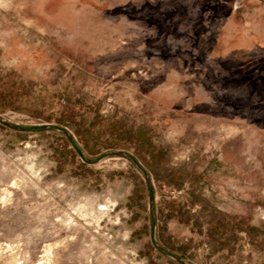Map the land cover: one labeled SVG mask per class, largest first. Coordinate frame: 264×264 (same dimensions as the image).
Returning <instances> with one entry per match:
<instances>
[{"label": "rangeland", "instance_id": "374dc122", "mask_svg": "<svg viewBox=\"0 0 264 264\" xmlns=\"http://www.w3.org/2000/svg\"><path fill=\"white\" fill-rule=\"evenodd\" d=\"M0 264H264V0H0Z\"/></svg>", "mask_w": 264, "mask_h": 264}, {"label": "water", "instance_id": "95a60500", "mask_svg": "<svg viewBox=\"0 0 264 264\" xmlns=\"http://www.w3.org/2000/svg\"><path fill=\"white\" fill-rule=\"evenodd\" d=\"M59 127H62V126H59ZM72 143H73L74 148H76L78 154H79L84 160H88V158L84 156V154H83L82 150L80 149V147L78 146V144H77L76 142H74V141H72ZM152 235H153V240H155V238H154V232H153V226H152ZM160 247H162V246L160 245Z\"/></svg>", "mask_w": 264, "mask_h": 264}]
</instances>
